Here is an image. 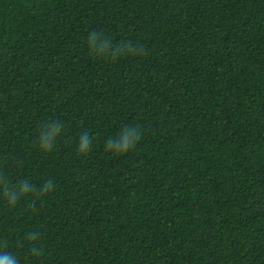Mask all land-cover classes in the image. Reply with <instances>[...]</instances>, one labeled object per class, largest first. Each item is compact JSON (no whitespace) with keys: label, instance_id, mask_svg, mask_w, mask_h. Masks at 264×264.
Segmentation results:
<instances>
[{"label":"trees","instance_id":"16d2710c","mask_svg":"<svg viewBox=\"0 0 264 264\" xmlns=\"http://www.w3.org/2000/svg\"><path fill=\"white\" fill-rule=\"evenodd\" d=\"M4 254L264 264V0H0Z\"/></svg>","mask_w":264,"mask_h":264},{"label":"clouds","instance_id":"9594fccd","mask_svg":"<svg viewBox=\"0 0 264 264\" xmlns=\"http://www.w3.org/2000/svg\"><path fill=\"white\" fill-rule=\"evenodd\" d=\"M89 143H90V140H83L80 143L79 151L82 154L85 153V150L88 148ZM108 144L111 145L112 151H114L116 153H123V152H127L129 150V147H128L126 140H125V143H123V144H113L111 141H109ZM41 147L45 150H50L51 145L45 141V142H42ZM52 187H53V181L52 180L47 181V183L44 185L45 190H49ZM22 191H25V192L28 191V186L26 184L24 185ZM12 202H14V200ZM0 264H18V262L11 255L4 254V255L0 256Z\"/></svg>","mask_w":264,"mask_h":264}]
</instances>
